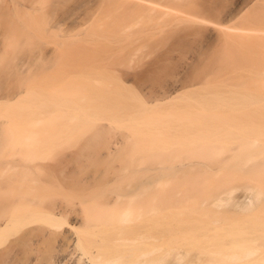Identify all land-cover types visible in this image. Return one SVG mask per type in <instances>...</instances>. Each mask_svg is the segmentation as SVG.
Here are the masks:
<instances>
[{
  "label": "bare ground",
  "instance_id": "obj_1",
  "mask_svg": "<svg viewBox=\"0 0 264 264\" xmlns=\"http://www.w3.org/2000/svg\"><path fill=\"white\" fill-rule=\"evenodd\" d=\"M172 1L107 0L117 16L119 31L110 35L119 50L150 30L134 29L141 13L185 19ZM231 34L262 37L264 27L233 28ZM230 35L223 42L234 40ZM254 40L253 52L262 56L253 55L258 76L245 79L240 72L238 82L216 83L211 99L198 100L201 110L193 102L153 116H125L110 101L114 110L108 121L123 124L139 141L118 163L105 162L86 173H55L52 163L41 162L46 152L43 160L14 158L51 144L52 133L32 130L42 122L11 131L12 157L0 163V264H264V225H256L253 216V186L258 185L253 156L262 153L253 146L264 147V41ZM118 144L108 146L106 157L114 158ZM224 148L232 152L218 160ZM172 156L194 161L173 165ZM201 159L213 166L196 169Z\"/></svg>",
  "mask_w": 264,
  "mask_h": 264
},
{
  "label": "rangeland",
  "instance_id": "obj_2",
  "mask_svg": "<svg viewBox=\"0 0 264 264\" xmlns=\"http://www.w3.org/2000/svg\"><path fill=\"white\" fill-rule=\"evenodd\" d=\"M52 1L0 0V163L12 157L8 155L10 132L29 128L34 121L42 123L29 129L52 133L51 144L27 154L16 153L14 158L46 157L41 162L52 163L55 173L70 169L86 173L105 162L118 163L139 141L123 124L108 121L114 110L108 106L110 101L125 116H153L193 102L201 110L198 100L211 99L216 83L238 82L240 72L245 79L258 76L260 68H253V55L262 56L253 52V40L262 42L264 36L234 37L231 33L233 28H263L264 0H173L171 5L180 6L185 19L141 13L134 29L150 30L123 50L110 35L119 31L110 2ZM91 14L96 17L87 25L79 24ZM108 34L109 38L103 37ZM225 34L234 40L223 42ZM244 40L248 48L242 47ZM174 88L181 90L161 101ZM60 130L69 134L62 135ZM117 141L114 158L106 157L108 146ZM223 150L218 160L232 152L231 148ZM253 150L262 152L253 156L254 184H258L253 186V216L256 225H264V147L257 143ZM201 160L196 169L213 166ZM190 161L194 158L172 156L169 160L173 165Z\"/></svg>",
  "mask_w": 264,
  "mask_h": 264
}]
</instances>
